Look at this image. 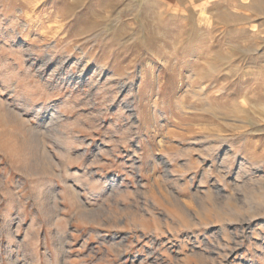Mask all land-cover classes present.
<instances>
[{"label":"rangeland","instance_id":"374dc122","mask_svg":"<svg viewBox=\"0 0 264 264\" xmlns=\"http://www.w3.org/2000/svg\"><path fill=\"white\" fill-rule=\"evenodd\" d=\"M0 264H264V0H0Z\"/></svg>","mask_w":264,"mask_h":264},{"label":"bare ground","instance_id":"6f19581e","mask_svg":"<svg viewBox=\"0 0 264 264\" xmlns=\"http://www.w3.org/2000/svg\"><path fill=\"white\" fill-rule=\"evenodd\" d=\"M53 112H54V111H53ZM57 114H58V113H57ZM58 115H59V114H58ZM56 116H57V115H56ZM58 119H59V117H58ZM60 119H63V118L61 117ZM61 121L63 122V120H61ZM61 121H60V122H61ZM49 122H50V121H49ZM62 122H61V123H62ZM56 125H57V124H56ZM51 127H52V126H51ZM60 128H61V127H60ZM58 129H59V128H58ZM59 132H60V130H59ZM61 135H62V134H61ZM63 135H64V134H63ZM57 142H58V141H57ZM62 144H63V142H62ZM63 145H64V144H63ZM59 146H60V145H59ZM59 146H58V147H59ZM60 147H61V146H60ZM60 149H61V148H59V150H60ZM63 149H64V148H63ZM60 152H61V150H60ZM63 152H64V151H63ZM161 159H162V158H161ZM159 161H160V160H159ZM160 162H161V161H160ZM160 162H159V163H160ZM162 162H163L165 165H170V163L167 162V161H166V162H165V161H162ZM46 165H49V164L47 163ZM162 165H163V164H162ZM48 167H49V166H48ZM48 167H47V168H48ZM164 168H165V167H164ZM138 169H140V168H138ZM165 169H166V168H165ZM167 170H168V169H167ZM43 171H44V170H43ZM67 171H68V170H67ZM51 172H52V171H51ZM115 183H116V182H115V179H114V180L111 181V185H110V186H114ZM108 186H109V185H108ZM108 186H107V187H108ZM71 191H72V190H71ZM74 193H75V190H74ZM52 194H53V193H52ZM77 194H78V193H77ZM76 196H78V195H76ZM19 221H20V220H19ZM220 232H223V230H220ZM64 239H65V238H64ZM60 240H61V239H60ZM60 240H59V241H60ZM65 240H66V239H65ZM70 240H71V239H70ZM62 245H63V244H62ZM65 248H66V246H65ZM65 250H66V249H65ZM65 252H67V251H65ZM65 255H66V254H64V256H65Z\"/></svg>","mask_w":264,"mask_h":264}]
</instances>
